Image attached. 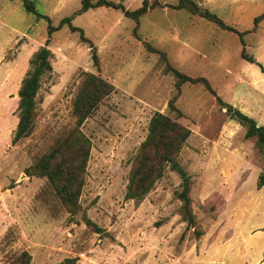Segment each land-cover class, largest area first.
<instances>
[{
    "label": "rangeland",
    "instance_id": "rangeland-1",
    "mask_svg": "<svg viewBox=\"0 0 264 264\" xmlns=\"http://www.w3.org/2000/svg\"><path fill=\"white\" fill-rule=\"evenodd\" d=\"M34 1L54 25L74 16V24L98 46L101 69L93 65L90 44L79 32L68 25L55 31L53 71L43 77L37 96L35 130L14 144L18 91L32 54L46 43L48 21L27 11L22 0H0V264L23 249L34 253L37 264L39 248H66L60 253L82 254L87 264H113L111 249L123 245L118 246L117 233L125 245L143 248L150 244L142 242L145 237L159 228L167 264H176V248L203 238L195 229L207 239H225L243 231L256 214L263 219L252 223H264V186L257 184L264 154L256 138L245 137L246 126L203 83L187 81L178 88L179 77L167 67L169 61L188 75L207 77L224 101L264 124V72L242 55L245 47L264 64V18L256 22L264 0H195L243 32L245 44L237 32L173 7L179 0H158L138 28L120 9L103 6L76 14L82 0ZM114 1L131 10L144 2ZM84 70L100 73L117 87L82 126L92 150L80 201L100 226L115 227L104 233L92 231L83 213H70L48 178L26 171L61 129L75 124L73 102ZM172 98L183 114L179 121L192 130L180 162L193 177L195 227H188L178 211L175 190L182 179L175 170L169 169L140 205L125 197L151 117L156 111L176 116L169 107Z\"/></svg>",
    "mask_w": 264,
    "mask_h": 264
},
{
    "label": "trees",
    "instance_id": "trees-1",
    "mask_svg": "<svg viewBox=\"0 0 264 264\" xmlns=\"http://www.w3.org/2000/svg\"><path fill=\"white\" fill-rule=\"evenodd\" d=\"M22 2L27 11L48 21V37L46 43L32 54L30 69L23 78L18 91L19 121L12 139L14 144L30 136L35 130L38 116L37 96L42 86L43 77L53 71V50L50 47V42L55 31L61 29L64 25H68L73 32H79L82 41L90 44L93 65L98 71L101 69V56L98 46L86 35L82 27L74 24V16H65L58 25H54L49 15L38 10L34 0H22ZM158 5H160L158 0L152 3L149 0H144L140 7L131 10L126 8L122 2L114 0H82V5L76 11V14L103 6L116 8L122 10L127 17L134 19L137 24L136 28H138L142 15L148 12L150 8ZM173 7L185 8L193 14L217 23L224 29L237 32L242 43L245 44L243 32L228 24L211 9L202 8L197 1L179 0ZM263 18L264 13L256 17V22ZM161 53L163 58L167 60L165 52L161 51ZM242 55L250 62L257 63L264 72V64L258 62L253 55L247 54L245 47ZM167 67L179 77L178 88L184 82L190 81L193 83L201 82L212 91L219 102L227 107L231 117L238 119L246 126L245 137L256 138L258 148L264 154V124H259L251 115L224 101L212 87L207 77L188 75L173 66L169 61ZM116 89V85L100 73L84 70L73 102L75 124L61 129L54 137L49 149L42 155L37 156L26 169L27 174L30 176L36 175L48 178L66 209L72 214L83 213L84 222L92 231L97 233L108 232V230L87 215L80 201L87 181L88 162L92 150V139L84 132L82 126ZM169 107L172 112L176 113L175 117L162 111H156L151 117L148 134L132 161L125 197L140 205L149 193L156 188L157 183L166 175L168 170H175L182 179L180 187L175 190L176 197L181 201L178 211L182 221L186 222L188 227H195L197 216L192 196L193 177L180 162V155L192 135V130L179 121L183 114L176 104V98L170 100ZM257 184L259 188L264 186V171L260 173ZM195 232L197 238L204 233L198 229H195ZM79 259L78 255L67 256L58 264H81ZM32 260L31 251L23 249L15 253L7 264H31Z\"/></svg>",
    "mask_w": 264,
    "mask_h": 264
},
{
    "label": "crops",
    "instance_id": "crops-1",
    "mask_svg": "<svg viewBox=\"0 0 264 264\" xmlns=\"http://www.w3.org/2000/svg\"><path fill=\"white\" fill-rule=\"evenodd\" d=\"M262 219L263 216L256 214L253 220ZM253 220L244 224L243 231L239 230L238 234L225 239L217 235L213 239L210 237L207 239L206 234L203 233V238L191 247L176 248L179 254L176 253L174 261L176 264H264V223H252ZM109 230L114 231L115 227L112 226ZM162 237H164V232L160 228L154 230L152 234L145 237V241H142L143 243L150 242V244L138 248L125 245L122 236L117 233L118 244L122 242L123 245L119 244L121 248L111 249L113 264H167L168 248L162 246ZM59 250H66V248H39L37 264H58L67 256H77L65 255ZM116 252L117 256H115ZM31 253L33 255L31 264H33L35 255ZM79 257L81 264H87L82 259V254ZM115 257L118 258L115 259Z\"/></svg>",
    "mask_w": 264,
    "mask_h": 264
}]
</instances>
